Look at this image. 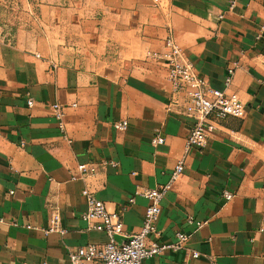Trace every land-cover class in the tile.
I'll list each match as a JSON object with an SVG mask.
<instances>
[{"label":"crops","instance_id":"obj_1","mask_svg":"<svg viewBox=\"0 0 264 264\" xmlns=\"http://www.w3.org/2000/svg\"><path fill=\"white\" fill-rule=\"evenodd\" d=\"M28 2L29 24L0 35V264H68L70 250L103 246L106 235L81 219L84 189L119 213L117 243L140 230L147 200L135 193L168 182L190 130L168 108L165 63L147 56L168 37L213 88L237 63L229 90L245 114L214 121L206 147L186 153L154 240L171 244L179 232L188 240L142 264H264V0L232 9L230 0ZM120 121L126 130L113 127ZM156 132L163 145L151 144ZM79 164L99 170L73 181ZM54 212L66 233L45 236ZM187 217L205 225L195 230Z\"/></svg>","mask_w":264,"mask_h":264},{"label":"built area","instance_id":"obj_2","mask_svg":"<svg viewBox=\"0 0 264 264\" xmlns=\"http://www.w3.org/2000/svg\"><path fill=\"white\" fill-rule=\"evenodd\" d=\"M159 3L161 0H152ZM236 0H230L229 9H232ZM264 29V26L262 27ZM149 58L165 63L167 69V80L171 86V97L168 108L173 107L179 116H183L190 121V130L186 138L184 156L175 165L169 180L166 184L154 189L137 191L136 195H141L147 200L145 215L139 231L125 236V240L117 243L115 238L122 235L123 224L119 213L110 212L106 205L97 200L86 189L82 191V196L86 200L87 209L81 215L91 229L104 233L107 242L97 247L92 244L70 250L68 252V264H142L144 260L159 256L166 251L182 250L188 240L187 234L177 233L176 241L171 244H163L155 241L157 238L162 201L173 185L178 181L184 171V158L191 148L204 149L207 144L208 136L215 129L214 121L225 118L242 119L245 114L244 104L238 95L231 92L233 77L237 68V63H232L227 67L223 79V87L216 89L211 87L204 79L198 77L192 65L183 59L180 47L171 37L164 41V51L161 53L150 52ZM33 104L32 100L27 101L28 107ZM180 108V109H178ZM53 117L58 123L62 134H65L63 124L64 107L58 103L50 106ZM126 121L113 124L116 130L124 131L127 128ZM164 138L160 132L151 139L153 146L163 145ZM101 167L116 164L112 161L102 160ZM98 167L94 164H79L77 166L78 175L73 176L72 180L83 179L98 172ZM222 196L226 201H230L234 195L231 192L223 191ZM134 198L129 200L133 204ZM60 217L57 212L52 213L50 224L43 231L45 236L52 233L64 235L66 231L62 229ZM186 224L198 230L205 225L204 221H198L193 217L186 218ZM0 222H4L0 218ZM16 225L15 221L10 222ZM193 258H197V253H192Z\"/></svg>","mask_w":264,"mask_h":264},{"label":"rangeland","instance_id":"obj_3","mask_svg":"<svg viewBox=\"0 0 264 264\" xmlns=\"http://www.w3.org/2000/svg\"><path fill=\"white\" fill-rule=\"evenodd\" d=\"M28 0H0V35L14 34L32 18Z\"/></svg>","mask_w":264,"mask_h":264}]
</instances>
